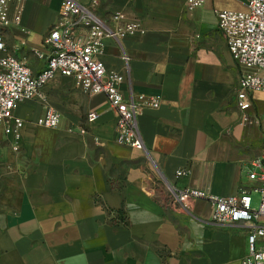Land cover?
I'll use <instances>...</instances> for the list:
<instances>
[{
  "label": "crops",
  "instance_id": "obj_1",
  "mask_svg": "<svg viewBox=\"0 0 264 264\" xmlns=\"http://www.w3.org/2000/svg\"><path fill=\"white\" fill-rule=\"evenodd\" d=\"M62 1L24 0L19 16L11 3V24L0 22V56L17 55L39 74ZM78 1L96 2L114 29L139 25L106 38L100 57L125 76V99L161 103L137 110L143 145L136 147L118 141L106 95L83 91L74 78L57 76L22 102L15 114L23 127L0 141V264H240L248 226L214 224L210 201L186 210L172 189L259 194L250 174L262 173L264 92H245L240 80L260 71L237 63L217 19L221 10L246 12L248 0H205L194 10L187 0ZM48 108L61 116L56 127L37 123ZM90 112L96 121L87 120ZM181 169L187 174L178 176Z\"/></svg>",
  "mask_w": 264,
  "mask_h": 264
},
{
  "label": "built area",
  "instance_id": "obj_2",
  "mask_svg": "<svg viewBox=\"0 0 264 264\" xmlns=\"http://www.w3.org/2000/svg\"><path fill=\"white\" fill-rule=\"evenodd\" d=\"M24 0H0V22L3 26L11 24L8 18L10 4L17 6L18 16L23 9ZM205 0H187L189 10L203 6ZM246 12L221 10L217 12L218 28L224 35L229 51L240 65L256 67L260 72L245 73L241 77V86L246 92H264V0H248ZM62 17L44 37V45L49 53L46 67L34 75L24 59L14 54L0 56V141L5 136L18 135L24 120L15 114L18 106L35 98L51 80L57 76L74 78L81 89L90 94H105L117 112L119 129L118 141L141 147L142 141L137 125V110L142 106L159 107V97L141 96L127 100L120 85L125 76L108 69L101 59L106 38H120L138 31L136 23H126L117 28L109 26L96 9V2L81 4L78 0L62 1ZM114 18H121L115 14ZM83 29L85 36L78 38L76 32ZM6 45L0 35V50ZM43 58L44 53L35 51ZM125 60L129 58L124 57ZM246 110L251 101H241ZM97 112L87 115L89 122L98 119ZM60 114L48 108L37 123L42 126L56 127L60 123ZM264 120V115L262 116ZM262 173L252 172L250 178L260 181L255 189L258 200L252 191L241 190L237 194L219 196L200 188L172 189L173 202L182 208L191 209L198 199H206L213 204V222L217 225L244 224L250 229L248 235L249 254L240 264H264V158L257 163ZM187 174L185 169L178 176Z\"/></svg>",
  "mask_w": 264,
  "mask_h": 264
},
{
  "label": "rangeland",
  "instance_id": "obj_3",
  "mask_svg": "<svg viewBox=\"0 0 264 264\" xmlns=\"http://www.w3.org/2000/svg\"><path fill=\"white\" fill-rule=\"evenodd\" d=\"M253 196H254V198H255L256 201H257V199H258L257 197H259V194H258V193H257V194L255 193Z\"/></svg>",
  "mask_w": 264,
  "mask_h": 264
}]
</instances>
